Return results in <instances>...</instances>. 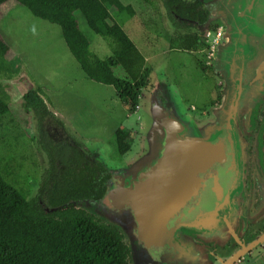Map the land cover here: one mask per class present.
I'll return each mask as SVG.
<instances>
[{"label": "rangeland", "instance_id": "rangeland-1", "mask_svg": "<svg viewBox=\"0 0 264 264\" xmlns=\"http://www.w3.org/2000/svg\"><path fill=\"white\" fill-rule=\"evenodd\" d=\"M119 1L131 5L134 15L119 11L114 5L108 6V13L147 58L140 71L144 66L151 69L148 86L141 89L139 109L135 112L127 110L112 85L85 75L67 48L57 24L36 17L16 0L0 4V35L9 46L5 67L12 69L10 77L5 76L6 71H0V96L9 105V111L0 118V171L28 198L36 193L48 162L38 142L40 132L36 115L33 109H26L23 105L22 95L29 87L38 89L47 106L66 120L67 134L78 141L82 139L80 142L84 147L95 151V159L105 162L111 170L128 167L143 152L154 120L149 98L152 91H155L156 100L171 111L175 119L188 125L190 130H198L196 136L201 135L200 123L212 118L211 110L220 102L218 93L220 88L221 94L224 90L223 78L215 72L213 64L205 63L204 48H169L168 36L176 30L161 1ZM201 1L210 11L207 22L199 24L203 27L214 23L215 16L210 9L211 0ZM75 17L80 31L90 42V50L102 59L108 58L112 51L111 39L92 31L81 12L76 11ZM114 73L124 76L118 66ZM131 73L134 75L133 70ZM172 106L176 111L171 109ZM181 110L182 114L178 112ZM240 112L241 108L238 128L243 137L241 125L245 124ZM42 125L48 136L45 132V139L65 138L63 128L53 120L45 118ZM117 126L127 129L126 136L130 137V147L124 153H120L116 145L113 130ZM62 151L63 147L58 145L57 152L61 154ZM100 200L92 207L99 211L101 219L121 228L129 239L131 263L138 264L133 258L135 239L128 224L130 212L124 210L120 215H113L96 204ZM86 202L91 203V200Z\"/></svg>", "mask_w": 264, "mask_h": 264}, {"label": "trees", "instance_id": "trees-1", "mask_svg": "<svg viewBox=\"0 0 264 264\" xmlns=\"http://www.w3.org/2000/svg\"><path fill=\"white\" fill-rule=\"evenodd\" d=\"M6 0H0V4ZM36 17L57 24L65 44L85 75L112 85L129 112L136 111L143 88L148 86L150 66L142 67L144 56L124 29L108 13V6L134 15L131 5L119 0H16ZM175 28L168 36L169 48L200 50L204 35L216 23L205 24L210 11L201 0H160ZM83 14L89 28L111 39V55L102 59L90 50V42L80 31L75 12ZM8 44L0 35V71L10 77L6 64ZM121 67L124 76L114 73ZM4 69V70H3ZM9 69V70H8ZM131 70L134 71L132 75ZM221 98V88L218 100ZM26 109H33L40 137L38 142L48 157L34 195L8 182L0 171V264H131V250L117 225L80 206L104 195L111 171L100 161H89L83 144L67 134L64 119L53 113L38 89L29 87L22 95ZM9 111L0 96V118ZM63 128L65 138L45 139L44 119ZM44 134V138L42 135ZM126 132L114 133L120 153L130 147ZM47 136V132H46ZM48 137V136H47ZM54 142L56 144H54ZM58 145L63 147L61 154Z\"/></svg>", "mask_w": 264, "mask_h": 264}, {"label": "water", "instance_id": "water-1", "mask_svg": "<svg viewBox=\"0 0 264 264\" xmlns=\"http://www.w3.org/2000/svg\"><path fill=\"white\" fill-rule=\"evenodd\" d=\"M210 9L223 29L213 68L224 90L212 118L200 123V136H187L152 91L143 152L110 176L96 202L113 215L130 212L138 264H184L180 226L213 233L232 224L230 198L241 184L239 110L264 92V0H211Z\"/></svg>", "mask_w": 264, "mask_h": 264}, {"label": "flooded vegetation", "instance_id": "flooded-vegetation-1", "mask_svg": "<svg viewBox=\"0 0 264 264\" xmlns=\"http://www.w3.org/2000/svg\"><path fill=\"white\" fill-rule=\"evenodd\" d=\"M204 57L205 63L212 66L213 62H207L205 54ZM171 109L176 111L173 106ZM178 112L182 114V110ZM240 114L245 124L241 125V184L233 190L230 198L232 224L229 230H217L213 233L195 227L180 226L176 239L179 247L186 251H183L184 264H264V92L253 103H244ZM183 125L186 127L185 135H198L197 129L190 130L188 125ZM84 150L89 161H98L95 159V151L87 147ZM122 168L110 169L111 175ZM102 197L103 195L97 200ZM94 202L84 201L80 206L99 217V211L92 207ZM119 229L123 239L129 242L120 227ZM180 248L179 251H182Z\"/></svg>", "mask_w": 264, "mask_h": 264}, {"label": "built area", "instance_id": "built-area-1", "mask_svg": "<svg viewBox=\"0 0 264 264\" xmlns=\"http://www.w3.org/2000/svg\"><path fill=\"white\" fill-rule=\"evenodd\" d=\"M223 29L220 25L214 28L207 29L204 35V52L207 62H213L215 53L217 51V46L221 42ZM136 109H139V104L136 105Z\"/></svg>", "mask_w": 264, "mask_h": 264}, {"label": "crops", "instance_id": "crops-1", "mask_svg": "<svg viewBox=\"0 0 264 264\" xmlns=\"http://www.w3.org/2000/svg\"><path fill=\"white\" fill-rule=\"evenodd\" d=\"M179 50V49H178ZM143 55V54H142ZM144 58H145V60H147V58L144 56ZM47 104V103H46ZM48 108H49V106H48ZM50 109V108H49ZM51 110V109H50ZM52 111V110H51ZM53 113H56V112H54V111H52ZM65 122H66V120H65ZM66 125H67V122H66ZM68 126V125H67ZM117 128H121V127H119V126H117V127H115L114 128V130H113V132L115 133V130L117 129ZM127 130V129H126ZM126 130H124V131H126ZM130 132V131H129ZM129 135V134H128ZM81 138V137H80ZM80 141H82V139L80 140ZM87 142V141H86Z\"/></svg>", "mask_w": 264, "mask_h": 264}]
</instances>
